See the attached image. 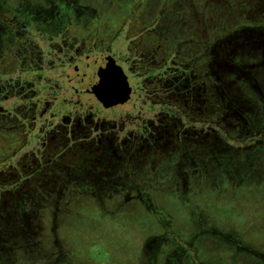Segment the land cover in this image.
I'll return each instance as SVG.
<instances>
[{"label":"rangeland","instance_id":"1","mask_svg":"<svg viewBox=\"0 0 264 264\" xmlns=\"http://www.w3.org/2000/svg\"><path fill=\"white\" fill-rule=\"evenodd\" d=\"M0 264H264V0H0Z\"/></svg>","mask_w":264,"mask_h":264},{"label":"water","instance_id":"2","mask_svg":"<svg viewBox=\"0 0 264 264\" xmlns=\"http://www.w3.org/2000/svg\"><path fill=\"white\" fill-rule=\"evenodd\" d=\"M68 85L75 91L95 93L100 99L103 89L109 91V106L120 105L130 98L132 87L119 62L109 55H88L77 60L66 73ZM117 93V94H113ZM117 95V97H113Z\"/></svg>","mask_w":264,"mask_h":264},{"label":"flooded vegetation","instance_id":"3","mask_svg":"<svg viewBox=\"0 0 264 264\" xmlns=\"http://www.w3.org/2000/svg\"><path fill=\"white\" fill-rule=\"evenodd\" d=\"M124 71V70H123ZM85 93H87V92H85ZM88 94V93H87ZM89 94H91V93H89Z\"/></svg>","mask_w":264,"mask_h":264}]
</instances>
